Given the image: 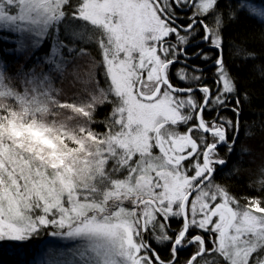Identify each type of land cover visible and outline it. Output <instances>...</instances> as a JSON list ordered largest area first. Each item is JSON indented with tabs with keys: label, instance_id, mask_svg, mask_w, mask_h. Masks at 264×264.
Here are the masks:
<instances>
[{
	"label": "snow or ice",
	"instance_id": "1",
	"mask_svg": "<svg viewBox=\"0 0 264 264\" xmlns=\"http://www.w3.org/2000/svg\"><path fill=\"white\" fill-rule=\"evenodd\" d=\"M241 11L264 24V0H0V264H264V167L249 196L228 166L255 136Z\"/></svg>",
	"mask_w": 264,
	"mask_h": 264
},
{
	"label": "trees",
	"instance_id": "2",
	"mask_svg": "<svg viewBox=\"0 0 264 264\" xmlns=\"http://www.w3.org/2000/svg\"><path fill=\"white\" fill-rule=\"evenodd\" d=\"M239 2L240 0H232L234 6H238ZM256 2L260 3L261 0H256ZM228 31L234 36L239 34L240 37L248 38V47L258 54V59L248 61L242 68L238 69L235 67V63H242L239 60H236L232 67V71L241 77L251 93V104L244 106L242 122L246 121L250 125L255 122L253 125L255 136L252 139H245L242 128L240 142L249 146L251 152L250 154L238 155L240 152L238 143L236 152L228 158L229 168L234 162H238L241 169L239 175L230 181L234 185L233 191L239 195L257 196L260 193L251 190L249 184L253 185V187L257 186L256 181L260 174V169L264 167V134L259 130L260 123L264 122V80H261L252 69L253 65L264 64V40L260 38L261 33L264 32V24L258 19L248 16L246 12L241 11L239 22L230 25ZM5 46L11 47V45L0 44V47ZM8 59L12 60L13 58L8 57ZM105 111L106 109L104 108L98 109V118L102 117ZM221 152L223 153V149ZM187 255V252L183 253V256Z\"/></svg>",
	"mask_w": 264,
	"mask_h": 264
},
{
	"label": "flooded vegetation",
	"instance_id": "3",
	"mask_svg": "<svg viewBox=\"0 0 264 264\" xmlns=\"http://www.w3.org/2000/svg\"><path fill=\"white\" fill-rule=\"evenodd\" d=\"M181 255L183 256V253Z\"/></svg>",
	"mask_w": 264,
	"mask_h": 264
}]
</instances>
